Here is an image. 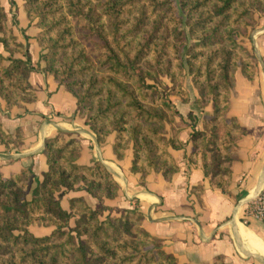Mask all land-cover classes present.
Listing matches in <instances>:
<instances>
[{
  "label": "trees",
  "instance_id": "16d2710c",
  "mask_svg": "<svg viewBox=\"0 0 264 264\" xmlns=\"http://www.w3.org/2000/svg\"><path fill=\"white\" fill-rule=\"evenodd\" d=\"M23 8L39 28L44 72L74 96L97 143L114 133L117 159L132 149L130 170L141 178L156 172L168 182L178 171L169 149L181 146L179 114L169 97L187 102L190 81L197 106L210 105L212 113L202 130L191 132L189 159L199 155L204 176L229 194L236 142L247 133L237 119L226 117L230 90L237 69L253 77L251 55L239 38L254 26V13L264 12V0H23ZM0 46L7 54L0 52V98L8 107L35 101L29 56L1 3ZM15 53L26 59L13 58ZM65 135L44 141L47 171L31 200V169L0 175V264H176L143 229L136 202L102 219L111 210L103 202L117 197L118 183L101 162L76 165L80 142L65 141ZM22 137L20 130L12 136L0 126L7 150L18 149ZM75 189L97 205L73 198L69 212L63 210L56 194ZM191 191L199 195L201 189ZM33 225L53 230L31 237Z\"/></svg>",
  "mask_w": 264,
  "mask_h": 264
},
{
  "label": "crops",
  "instance_id": "0c3cea01",
  "mask_svg": "<svg viewBox=\"0 0 264 264\" xmlns=\"http://www.w3.org/2000/svg\"><path fill=\"white\" fill-rule=\"evenodd\" d=\"M0 3L16 42L29 56L28 81L35 92V101L21 106L8 107L0 98L2 130L12 136L20 130L23 136L18 149L7 150L0 143L2 177L31 169L34 179L26 194V199L31 200L33 190L47 171L42 153L44 141L63 132L65 141L80 142L76 165L91 167L101 162L118 183L117 197L103 202L111 210L104 211L102 219L107 215L118 216L114 209H131L136 202L143 229L161 241L163 252L171 255L176 264H217V260L220 264H263L255 257L264 259V255L246 243L240 230L264 245V220L250 218L245 213L247 205L264 187V12L254 13V26L239 39L251 55L253 77L248 79L239 69L234 73L226 117L237 119L247 133L236 142L237 159L231 164L230 192L223 194L204 176L200 156L189 159L190 134L202 130L203 119L212 113L210 105L197 106L196 91L190 81L185 85L187 102L171 96L172 107L179 114L175 121L180 129L177 139L181 146L170 148L169 153L178 171L168 182L156 172L141 178L130 170L132 149L125 150L124 157L117 159L112 150L114 133L103 143H97L76 109L74 96L44 72L43 52L36 39L39 29L34 21L28 20L23 0H0ZM0 52L7 56L1 46ZM13 58L25 60L26 56L15 53ZM192 188H200L199 195ZM56 197L67 212L73 198H82L91 208L97 205V200L82 189L61 190ZM73 225L74 218L69 221V226ZM33 226L43 231L49 229V234L53 230V227Z\"/></svg>",
  "mask_w": 264,
  "mask_h": 264
},
{
  "label": "built area",
  "instance_id": "2783aa9c",
  "mask_svg": "<svg viewBox=\"0 0 264 264\" xmlns=\"http://www.w3.org/2000/svg\"><path fill=\"white\" fill-rule=\"evenodd\" d=\"M246 216L257 220H264V187L245 209Z\"/></svg>",
  "mask_w": 264,
  "mask_h": 264
},
{
  "label": "bare ground",
  "instance_id": "6f19581e",
  "mask_svg": "<svg viewBox=\"0 0 264 264\" xmlns=\"http://www.w3.org/2000/svg\"><path fill=\"white\" fill-rule=\"evenodd\" d=\"M240 234L251 248H253L254 250L264 255V245L259 243L256 240V238H254L253 236H251L249 233L245 232L244 230H240Z\"/></svg>",
  "mask_w": 264,
  "mask_h": 264
},
{
  "label": "rangeland",
  "instance_id": "374dc122",
  "mask_svg": "<svg viewBox=\"0 0 264 264\" xmlns=\"http://www.w3.org/2000/svg\"><path fill=\"white\" fill-rule=\"evenodd\" d=\"M253 18H254V15H253ZM254 20H255V18H254ZM35 22V21H34ZM8 25V24H7ZM10 28V27H9ZM38 28V27H37ZM39 29V28H38ZM38 35V34H37ZM240 39V38H239ZM88 49H90V47H88ZM164 81L165 82H167L168 83V81L166 80V79H164ZM169 99L171 100V96L169 97ZM46 228H49V227H47V226H45ZM38 228H40V227H35V226H33V227H31V228H29L28 230H29V234H30V236L31 237H44V236H47L48 234H49V229L48 230H46V231H43V230H41V229H38Z\"/></svg>",
  "mask_w": 264,
  "mask_h": 264
},
{
  "label": "water",
  "instance_id": "95a60500",
  "mask_svg": "<svg viewBox=\"0 0 264 264\" xmlns=\"http://www.w3.org/2000/svg\"><path fill=\"white\" fill-rule=\"evenodd\" d=\"M251 256L255 257L254 255H251ZM255 258L264 264V259H261V258H258V257H255Z\"/></svg>",
  "mask_w": 264,
  "mask_h": 264
}]
</instances>
